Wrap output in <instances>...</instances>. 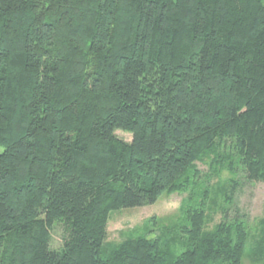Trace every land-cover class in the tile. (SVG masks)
<instances>
[{"label": "trees", "instance_id": "trees-1", "mask_svg": "<svg viewBox=\"0 0 264 264\" xmlns=\"http://www.w3.org/2000/svg\"><path fill=\"white\" fill-rule=\"evenodd\" d=\"M0 149V264H239L205 205L224 170L264 183V0H0ZM174 192L187 239L107 246Z\"/></svg>", "mask_w": 264, "mask_h": 264}, {"label": "rangeland", "instance_id": "rangeland-1", "mask_svg": "<svg viewBox=\"0 0 264 264\" xmlns=\"http://www.w3.org/2000/svg\"><path fill=\"white\" fill-rule=\"evenodd\" d=\"M116 134L126 142L131 140L129 134L123 132ZM198 168L202 173H208L207 165L199 164ZM230 177L232 176L224 170L219 178L212 177L210 180L209 186L217 194L210 195L208 204L205 205L204 231L212 230L221 222L240 223L245 233V245L239 264H264V255L258 250L264 237V183L248 181L242 176L234 177L232 183ZM186 197H188L186 193H164L153 205L112 212L107 223V246H118L137 236L161 237L163 241H169V238L174 237L177 241L183 242L187 238L182 233L179 234L178 225L185 217L181 207ZM60 235V229L55 227L51 236L52 249L60 247ZM180 246L177 244L178 249ZM212 264L229 263L221 260Z\"/></svg>", "mask_w": 264, "mask_h": 264}]
</instances>
